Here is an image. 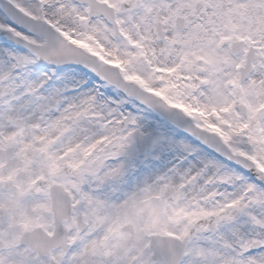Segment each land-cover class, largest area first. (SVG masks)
<instances>
[{"label": "snow or ice", "instance_id": "snow-or-ice-1", "mask_svg": "<svg viewBox=\"0 0 264 264\" xmlns=\"http://www.w3.org/2000/svg\"><path fill=\"white\" fill-rule=\"evenodd\" d=\"M0 264H264V0H0Z\"/></svg>", "mask_w": 264, "mask_h": 264}]
</instances>
